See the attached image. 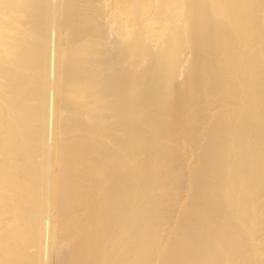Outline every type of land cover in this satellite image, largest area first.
I'll use <instances>...</instances> for the list:
<instances>
[{"label":"bare ground","instance_id":"obj_1","mask_svg":"<svg viewBox=\"0 0 264 264\" xmlns=\"http://www.w3.org/2000/svg\"><path fill=\"white\" fill-rule=\"evenodd\" d=\"M0 264H264V0H0Z\"/></svg>","mask_w":264,"mask_h":264}]
</instances>
